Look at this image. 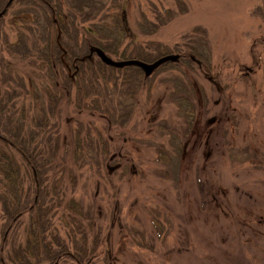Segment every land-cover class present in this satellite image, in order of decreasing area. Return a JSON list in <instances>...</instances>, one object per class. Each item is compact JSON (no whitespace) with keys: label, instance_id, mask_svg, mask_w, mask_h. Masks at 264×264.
Listing matches in <instances>:
<instances>
[{"label":"rangeland","instance_id":"obj_1","mask_svg":"<svg viewBox=\"0 0 264 264\" xmlns=\"http://www.w3.org/2000/svg\"><path fill=\"white\" fill-rule=\"evenodd\" d=\"M263 7L264 0H103L91 20L76 17L80 32L114 42L118 19L121 48L178 58L147 76L105 69L107 88L99 79L101 93L76 107L62 97L48 127L42 13L16 0L3 15L1 96H10L32 145H47L42 132L56 134L44 179L88 212V246L99 236L92 264H264ZM65 212L54 209L52 223L67 240Z\"/></svg>","mask_w":264,"mask_h":264},{"label":"trees","instance_id":"obj_2","mask_svg":"<svg viewBox=\"0 0 264 264\" xmlns=\"http://www.w3.org/2000/svg\"><path fill=\"white\" fill-rule=\"evenodd\" d=\"M14 1L0 0V21ZM22 1L33 5V15L38 10L43 17L45 38L42 54L45 68L52 76V86L47 90L49 100L45 127L49 126V117H55L58 113L62 97L68 100L73 97L76 107V102L80 103L90 94L101 93L99 79L103 82L102 87L107 88L105 69L119 72L133 69L137 74L144 75L134 65L117 68L104 64L95 53V48L105 54H112L116 60L133 58L147 63L164 54L154 55L158 52L157 48L154 49L157 52L152 53L137 44L131 49L129 46L121 48L124 34L118 19L113 24L114 42L103 43L94 39L88 28H81L80 32L75 25L76 17L79 16L81 22L91 20L98 15L103 0H74V3L67 0V5L62 0ZM261 16L264 19V11ZM78 34L82 36L80 44L77 41ZM6 47L11 49L17 45L7 44ZM92 57L96 58L95 61H92ZM58 76L61 80L59 83L56 81ZM13 105L10 96L4 100L0 92V264H92L99 236L95 234L91 246H88V212L85 213L72 198L65 202L59 183L48 185L44 179L46 167L57 155L56 134L52 136L42 132L41 141L44 139L47 145H32L29 137L22 133V124L18 125L14 120ZM39 125L43 126L44 122ZM38 132L41 131L35 133ZM79 148L80 144L77 143L76 156L80 152ZM62 206L67 212L61 218L68 227L69 242L59 235L52 223L53 210ZM21 217L26 219L25 224L21 222ZM21 225L23 238L17 243V232Z\"/></svg>","mask_w":264,"mask_h":264},{"label":"water","instance_id":"obj_3","mask_svg":"<svg viewBox=\"0 0 264 264\" xmlns=\"http://www.w3.org/2000/svg\"><path fill=\"white\" fill-rule=\"evenodd\" d=\"M95 53L97 54L99 59L108 66L120 68L122 66L134 65V66L139 67L146 76L149 75L160 64L166 61H175L177 59V55L168 54V55H164V56L157 58L151 63H146V62L136 60V59H126V60L115 61L109 58L107 55H105L104 52H102V50H100L99 48L95 49Z\"/></svg>","mask_w":264,"mask_h":264}]
</instances>
